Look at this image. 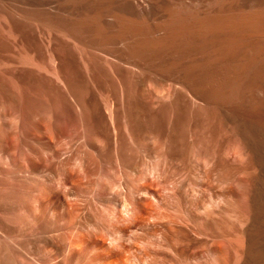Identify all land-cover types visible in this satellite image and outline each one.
<instances>
[{
	"label": "bare ground",
	"instance_id": "obj_1",
	"mask_svg": "<svg viewBox=\"0 0 264 264\" xmlns=\"http://www.w3.org/2000/svg\"><path fill=\"white\" fill-rule=\"evenodd\" d=\"M1 19L26 53L19 62L53 74L84 124L107 116L118 137L119 99L133 135L156 134L174 155L185 151V127L194 128V192L202 193L194 230L168 233L165 216L134 224L143 229L134 248L146 244L135 264H264V0H0ZM149 88L167 92V108L131 97L149 98Z\"/></svg>",
	"mask_w": 264,
	"mask_h": 264
},
{
	"label": "rangeland",
	"instance_id": "obj_2",
	"mask_svg": "<svg viewBox=\"0 0 264 264\" xmlns=\"http://www.w3.org/2000/svg\"><path fill=\"white\" fill-rule=\"evenodd\" d=\"M4 27L8 20L1 19L0 264H135L134 251L141 256L146 244L138 241L134 248L136 236L143 234L132 230L134 224L154 225L165 216L168 233L194 230V203L202 197L194 192V128L185 127V151L174 155L156 134L133 135L119 99L118 137L107 116L100 125L84 124L53 74L19 62L17 56L26 53L13 48L19 38ZM32 29L34 46L45 53V67L52 72L45 39L35 24ZM149 92V98L131 97L143 100L148 110L168 107L166 91ZM95 103V113L103 116V101Z\"/></svg>",
	"mask_w": 264,
	"mask_h": 264
}]
</instances>
